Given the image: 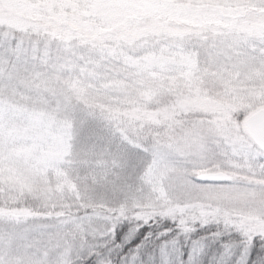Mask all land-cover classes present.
Returning <instances> with one entry per match:
<instances>
[{
	"label": "snow or ice",
	"instance_id": "1",
	"mask_svg": "<svg viewBox=\"0 0 264 264\" xmlns=\"http://www.w3.org/2000/svg\"><path fill=\"white\" fill-rule=\"evenodd\" d=\"M0 264H264V0H0Z\"/></svg>",
	"mask_w": 264,
	"mask_h": 264
}]
</instances>
